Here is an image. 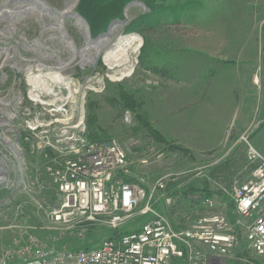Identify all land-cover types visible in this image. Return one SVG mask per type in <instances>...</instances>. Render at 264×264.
<instances>
[{"label": "rangeland", "instance_id": "374dc122", "mask_svg": "<svg viewBox=\"0 0 264 264\" xmlns=\"http://www.w3.org/2000/svg\"><path fill=\"white\" fill-rule=\"evenodd\" d=\"M179 1L185 0L157 3L167 9V3ZM198 1L200 9L194 8L187 16L174 12L182 18L180 24L170 20L150 28L130 26L146 9L136 4L125 10L127 4L120 22L110 28L117 21L112 20L97 34L83 17L81 0H0V167L5 165L3 171L11 180H17L19 174L24 178L14 187L0 185L5 199L0 201V255L31 238L46 246L87 243L67 233L56 234L40 206L53 205L56 196L44 201V192L51 190L44 175L47 160L32 156L30 142L18 134L26 117L22 110L19 116L16 111L29 108L31 94L42 91L29 84L30 78H40L45 83L40 87L61 89L64 97L65 84L73 83L72 90L80 87L85 126L88 99L105 95L109 86H124L139 96L143 101L139 108L152 128L197 159L179 160L174 153L157 149L152 140L136 136L131 128L132 113L119 111L115 103L101 99L98 118L109 134L107 141L119 142L138 168L136 173L149 181L168 173L189 172L199 167V161L214 165L235 150L231 162L234 176L226 178L221 173L215 184L227 194L232 185L249 178L251 168L245 161L244 146L232 143L236 141L233 137L246 135L264 154V0ZM68 2L75 3L73 13L80 18L62 17ZM85 32L93 43L109 39L105 38L98 51L89 45ZM104 33L108 35L101 36ZM107 55H117L118 60L109 65ZM166 57L170 67L180 65L169 74L160 69ZM148 61L155 62L151 65L155 69L147 68ZM60 68L63 70L58 73ZM53 73L62 79H53ZM42 94L43 101L50 100L47 91ZM211 106L218 108L222 117L211 116L207 112ZM39 158L45 161L43 166ZM144 160L149 164L142 168ZM214 200L218 205V199Z\"/></svg>", "mask_w": 264, "mask_h": 264}, {"label": "built area", "instance_id": "2783aa9c", "mask_svg": "<svg viewBox=\"0 0 264 264\" xmlns=\"http://www.w3.org/2000/svg\"><path fill=\"white\" fill-rule=\"evenodd\" d=\"M71 85L63 87L66 97L61 89L45 90L51 97L47 101L42 100V91L32 93L29 108L33 111L24 107L16 111L19 116L22 110L26 117L18 134L30 142L32 156L47 160L44 175L56 199L53 205L40 206L51 229L79 240L101 229L113 237L76 250L46 246L31 238L18 249L4 250L0 264H232L230 260H239L234 253L237 227L244 234L246 248L264 257V155L246 135L237 143L244 144L246 160L253 168L247 181L232 185L229 196L235 222L229 220L225 207L218 209L213 199L199 194L189 198L203 210L193 220L190 216L182 220L177 212H159L155 204L163 200L165 208L174 206L177 197L166 195L167 184L187 172L149 181L136 173L138 168L119 142L89 140L83 100H79L81 88L72 90ZM147 164L144 160L141 167ZM4 167L2 163L1 185L23 183V175L11 180ZM206 167L194 169L195 176H204ZM125 177L135 181L127 182Z\"/></svg>", "mask_w": 264, "mask_h": 264}, {"label": "trees", "instance_id": "16d2710c", "mask_svg": "<svg viewBox=\"0 0 264 264\" xmlns=\"http://www.w3.org/2000/svg\"><path fill=\"white\" fill-rule=\"evenodd\" d=\"M83 2V17L85 20L90 23L94 29V32L97 34H101L103 30L108 27L109 23L112 20H119L122 19V12L123 7L131 2H139L142 3V6L146 9V12L137 16L133 22H131L130 26L135 28L137 27H155L160 25L161 23H166L167 21L174 22L176 24H180L182 21L181 17H177L174 15V12H179L184 16H187L189 12L193 11L194 8L201 7V2L198 0H185L182 2H175V5H171L172 3H167V7L163 5L164 2H170V0H81ZM162 3H157V2ZM199 6V7H198ZM196 10V9H195ZM148 42V41H146ZM150 43H146V46H149ZM150 60V59H149ZM149 66L147 68L155 69L152 64L155 62L148 61ZM167 57L163 59V63L160 66L161 70H165L166 73L169 74L170 70L178 69V63L173 65V67L169 66ZM180 67V65H179ZM150 70V69H147ZM169 70V71H168ZM155 71V70H154ZM157 72V71H155ZM159 72V71H158ZM110 88L106 92L105 95L96 97L92 96L88 99L87 103V120H86V130H87V137L91 141H99L105 142L110 140L109 134L107 133V129L101 125L100 120L98 118L99 111L101 110V99L102 101H110L111 103H115L120 110L130 111L131 115V122L132 131L136 136L141 135L142 137H146L149 140L153 141V144L156 146L157 149L162 148V150L169 151V153H174L175 157L179 160H185L186 158L192 161H196L195 155L189 153L188 150L183 149L181 147H177L171 144L169 140L163 139L159 133H157L154 128L150 125V121L146 119L145 113L143 109H140L139 106H142L143 101L131 90L124 88V86H109ZM240 144V143H239ZM244 146V144H242ZM245 148V146H244ZM235 150V149H233ZM232 150V151H233ZM259 151V150H258ZM260 152V151H259ZM264 155V154H263ZM236 157V150L233 151L228 158L220 159L216 164L211 165L210 162L199 163L200 165H204L206 163L207 167L205 169L204 176H195L194 169L187 172L186 175L181 176L175 181H169L167 184L166 195L172 196L174 198L177 197L175 201V205L171 208L167 209L164 206L163 200H160L155 204L156 210L159 212H168L169 214H174L177 210L180 212L178 216L180 219H185L186 217L190 216V220L195 219V214L197 212H201L203 209L199 206L198 202L190 199L194 194H199L204 198H210L214 200V197L218 199L219 204L215 205L218 209L221 207H225L227 210V215L230 221L235 222L236 215L234 213V204L231 199L230 192L224 191V188H219L218 180L220 181L219 174L222 173L221 176L224 177H233L234 173L232 172V160H235ZM41 159V161H40ZM186 159V160H187ZM33 161V160H32ZM32 161L30 164H32ZM247 166H249L252 170L251 164H249L246 160ZM39 163L41 166L45 164L42 158H39ZM245 163V164H246ZM222 169L221 172L218 173V170ZM137 170L136 172H138ZM135 172V171H134ZM218 173V174H217ZM219 177V179H218ZM157 179L153 178L151 181H155ZM125 181L130 182L135 181L133 177H125ZM227 187L229 185H226ZM44 201L54 197V191L46 190L44 192ZM2 193H0V201L3 202ZM215 201V200H214ZM238 233V241L235 253V258H239L238 261L231 262L232 264H263L264 257H260L255 255L251 250L246 248V242L244 238V234L239 227L236 228ZM126 230H123V233ZM113 234L109 233L107 230L101 229L98 231H90L86 235V244L68 247L71 249H89L95 244L99 243L101 240L105 238H112Z\"/></svg>", "mask_w": 264, "mask_h": 264}, {"label": "bare ground", "instance_id": "6f19581e", "mask_svg": "<svg viewBox=\"0 0 264 264\" xmlns=\"http://www.w3.org/2000/svg\"><path fill=\"white\" fill-rule=\"evenodd\" d=\"M74 7H75V3L69 4V2H68V3H67V6H66V8H65V11L61 13L62 17H68V16H73V17H74V16H76V15L73 13ZM76 19L78 20V24L80 25L81 21H80L78 18H76ZM59 27H60L61 29L63 28L61 24L59 25ZM85 35L87 36V41H88L89 45L94 46L98 51H99L100 48L106 43V41L109 39V38L104 37V38L99 39V41L97 40L96 43H93V42L89 39V35H88L86 32H85ZM108 37H110V36H108ZM105 38H106L107 40H106ZM82 53H83V54H86V53H87V49H83V50H82ZM117 58H118L117 55H116V56H115V55H107V56H106V59H107L106 61H107V63H108L109 65H112L113 62H115V61L118 60ZM125 58H126V57H125ZM116 59H117V60H116ZM39 67H41V69L44 68V67L41 66V65H40ZM62 70H63V68H60V71H59L58 73H61ZM53 76H54L53 79H56V80H61V79H62V78L59 77V75H57V74H55V73H53ZM28 82H29V84H30L34 89L37 88V90H39V88H40V90L45 91V90H47V88H48V86H44V85H45L44 82L41 83L40 78H34V80H33L32 78H30ZM40 84H44V85L40 87ZM43 87H46V88H43ZM31 97H33V95H31Z\"/></svg>", "mask_w": 264, "mask_h": 264}, {"label": "crops", "instance_id": "0c3cea01", "mask_svg": "<svg viewBox=\"0 0 264 264\" xmlns=\"http://www.w3.org/2000/svg\"><path fill=\"white\" fill-rule=\"evenodd\" d=\"M217 109L218 108H215V106H211V109H209L207 112H210V114H211V116H214V117H222V115H220V113L217 111ZM230 119H231V115H230V117L226 120V122H225V124H224V129H226V126H227V124L230 122ZM221 122V121H220ZM208 135V134H207ZM206 135V136H207ZM209 136H211V134L209 135ZM236 137V136H235ZM233 137V139H236V141H235V143H232V144H236L237 143V141H238V139L241 137V135L239 134L238 135V137ZM208 138V137H207ZM209 139H210V137H209ZM245 149V148H244ZM229 150H231V147H230V149ZM245 154V153H244ZM251 174V173H250ZM249 178H250V175H249ZM248 178V179H249ZM247 179V180H248ZM246 180V181H247ZM245 182V181H244Z\"/></svg>", "mask_w": 264, "mask_h": 264}, {"label": "water", "instance_id": "95a60500", "mask_svg": "<svg viewBox=\"0 0 264 264\" xmlns=\"http://www.w3.org/2000/svg\"><path fill=\"white\" fill-rule=\"evenodd\" d=\"M136 4H138V5H141L142 6V3H139V2H133V3H130V4H128L127 6H126V8H125V10H127L129 7H131L132 5H136ZM76 15V14H75ZM77 17H79L78 15H76ZM80 18V17H79ZM120 21H115L113 24H111L110 25V28L114 25V24H116V23H119ZM106 35H108V33H104L103 35H101V36H106ZM1 185V184H0Z\"/></svg>", "mask_w": 264, "mask_h": 264}]
</instances>
